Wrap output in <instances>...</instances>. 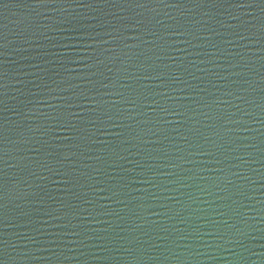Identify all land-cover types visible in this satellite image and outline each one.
<instances>
[{"label": "water", "instance_id": "water-1", "mask_svg": "<svg viewBox=\"0 0 264 264\" xmlns=\"http://www.w3.org/2000/svg\"><path fill=\"white\" fill-rule=\"evenodd\" d=\"M261 7L259 0L201 7L190 0H145L143 7L0 0V125L12 141L0 144V179L12 194L0 209V239L9 241V258L0 259L264 264ZM137 21H151L158 36L145 33L143 39L155 43L136 39ZM164 25H183L184 34ZM145 69L187 83L164 88L160 80L132 79ZM113 84L139 97L131 115V106L105 94ZM153 97L179 114L160 111ZM118 109L126 115L116 123L104 116ZM68 113L75 114L70 124L51 119ZM8 160L19 166L8 167ZM18 191L35 196L18 199ZM112 192L119 195L106 199ZM101 206L112 214L100 215ZM21 212L29 213L31 224Z\"/></svg>", "mask_w": 264, "mask_h": 264}, {"label": "snow or ice", "instance_id": "snow-or-ice-1", "mask_svg": "<svg viewBox=\"0 0 264 264\" xmlns=\"http://www.w3.org/2000/svg\"><path fill=\"white\" fill-rule=\"evenodd\" d=\"M39 2L41 4H43V5H47V4H55L57 2H62V0H39ZM101 2H103L105 4H112L114 7L118 6V5H121V4H135L138 7H143L145 0H101ZM146 2H148V3H157V2L158 3H166V0H146ZM190 2L193 3L196 7H201L202 5H207V4L216 5L218 3H223L224 0H190ZM259 2L262 5H264V0H259ZM241 6H243V5H241ZM261 12L264 13V7H261ZM207 14L208 13H206V12L204 13V15H207ZM122 19H126V18L122 17ZM233 19H238V18L237 17H233ZM150 23H151V21H149L147 23L145 21H137V24L135 25V27L140 30L138 32V34H136V39L137 40H142L144 43H155V40L149 42V41L143 39L145 33H147L149 36H152L154 38L158 36V32H156L155 30L149 28V24ZM155 24L162 25L163 22L162 21H155ZM163 27L165 29H168V28L174 29L173 31H169V32H173V33H177V34H181V35L184 34L183 31H182L183 25H164ZM230 27H234V26H230ZM210 30L215 31L214 29H210ZM234 34L237 35V36H240L241 39H245L246 38L239 32H236ZM108 35L111 36V33H108ZM160 39H163V37L160 36ZM104 42L107 43L108 41H104ZM188 43H191V41H188ZM63 46L66 47L67 45H63ZM156 46L157 47H161V45H156ZM213 46H215V45H213ZM2 48H3V45L0 44V49H2ZM89 59H91V57ZM2 79H3V74H0V80H2ZM132 79L137 80V81H139L141 79H156V80H160L161 84H162V86L164 88L171 87L172 85H175V84L187 83L186 81L181 80L179 76H176L174 79H171V81L166 80L165 76L163 74L159 73V72H157L156 75L153 76L151 72L147 71V69H145L140 75H136ZM100 84H101V86L104 89H109V83H104L103 81H100ZM3 87H5V85L0 83V88H3ZM119 87L120 88H125V87H131V85H127V86L120 85ZM189 87H191V86L189 85ZM112 89H114V91L113 90H109L105 94L106 95L118 96L120 103H122L124 105L131 106V110L127 112V115H131L130 113H132V111H135V109L140 107V104L138 103L139 97L134 98V97L125 95V93L120 91L118 88H116V86L114 84L112 85ZM180 90L183 91L184 89H180ZM90 91H92V89H90ZM96 91L99 92V89H96ZM156 95H160L162 97H165L166 99H172V97H170V96H165V93H163V92H157ZM227 95L231 96V95H234V93L233 92H228ZM83 98L84 99H88L89 97L84 96ZM144 99H148V97L144 96ZM238 99H244V97H238ZM153 102L157 103V106H158L159 110L162 111V112H165V113L171 112V113H174V114H179L177 112V109H175V108H169V107H165L163 105H159L158 102L155 101L154 97H153ZM195 102L199 103V101H195ZM29 103H32V101H29ZM97 103H99V102L97 101ZM112 107L113 108H118L117 104H113ZM261 108H262V111H264V105H262ZM125 115H126V112L124 110H119V109L115 112V114H109V112H107V111L104 112V116H106L107 120L112 122V123H116L118 118H122ZM246 115H247V113H246ZM68 116H75V114L74 113H68L67 116H65L64 114H60V115H56L54 117H51V119L55 120L58 124L66 125V124H70L71 123V121L68 119ZM240 122L241 121L228 120L229 124H231V123H240ZM261 123H264V121H262ZM93 125H95V123H93ZM230 130L231 129H229V131ZM46 132L44 134H46ZM153 134H155V133H153ZM6 139L9 142H12L9 137H5L3 126L0 125V144H2ZM184 140H185V143H188L191 147L198 148L201 152H203L205 150L204 149V145H202V144H192V142L188 139V137H184ZM205 143H209L207 139H205ZM73 155H75V154H73ZM163 158L167 159V156H164ZM12 159H15V158H12ZM236 159H239V157H236ZM0 160H3V155H0ZM6 163L8 164V167H11V168H16V167L19 166L17 163L9 164V160L6 161ZM169 163L171 164V162H169ZM171 166H175V165L172 164ZM42 167H44L46 171H50V172L53 171V169L49 168L47 165H42ZM32 174L36 175L35 173H32ZM56 174L57 175H61L62 173L59 170H57ZM63 174L67 175V173H63ZM37 178H39V177H37ZM146 182L153 183V181H150V180L146 181ZM24 183L27 184L28 182L24 181ZM174 183H176V181H174ZM154 186L160 187V185H157V184H154ZM28 187H32V185L28 184ZM102 190H105V189H102ZM166 190H169V189H166ZM105 191H111V190L107 189ZM118 195H119L118 193L112 192V194L107 196L106 199L111 200V199H113V197H117ZM33 196H35L34 193H27V192H23V191H18L16 193V198H18V199H30ZM6 198L11 199L12 198V194L5 192L4 181L2 179H0V209L5 207L3 201ZM87 202L89 204L92 203L91 201H87ZM120 202H122V201H120ZM45 214L48 215L49 217H52V212H46ZM99 214L100 215H111L112 213L107 208H104L103 206H101V210H100ZM219 215L224 216V215H228V213L227 212H221V213H219ZM236 215H240V213L236 212ZM21 217L22 218H28L29 224L32 223L29 213L21 212ZM225 223H227V222L225 221ZM35 231H39V229H35ZM73 234L74 235H79V233H75V232ZM26 239L31 241V242H33V243L36 242L31 236H26ZM8 245H9V241L0 239V257H4L5 255H7L8 258H9V253H6V246H8ZM125 250L129 251L128 249H125ZM24 255L26 257L27 253H25ZM0 264H5L4 259H0Z\"/></svg>", "mask_w": 264, "mask_h": 264}]
</instances>
